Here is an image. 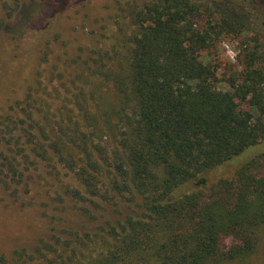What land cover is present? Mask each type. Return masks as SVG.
<instances>
[{"label":"trees","instance_id":"obj_1","mask_svg":"<svg viewBox=\"0 0 264 264\" xmlns=\"http://www.w3.org/2000/svg\"><path fill=\"white\" fill-rule=\"evenodd\" d=\"M58 3L28 0L25 14ZM224 3L132 7L122 51H104L93 71L106 88L100 105L77 100L82 121H55L51 135L31 112L15 123L32 121L38 134L18 138L39 160L72 174L81 188L69 190L72 198L113 191L136 200L138 210L85 237L41 241L31 254L15 250L9 264H219L254 252L264 229V176L252 173L255 155L233 163L264 141V56L244 43L240 69L224 81L231 92L217 87V66L204 50L251 28L246 14ZM254 25L264 43V28ZM221 167L231 177L209 178ZM225 237L236 243L222 250ZM89 244L93 251L81 253Z\"/></svg>","mask_w":264,"mask_h":264},{"label":"rangeland","instance_id":"obj_2","mask_svg":"<svg viewBox=\"0 0 264 264\" xmlns=\"http://www.w3.org/2000/svg\"><path fill=\"white\" fill-rule=\"evenodd\" d=\"M147 1L61 0L52 10L25 14L28 0H0L1 264L12 262L15 250L23 249L31 254L41 241L52 243L58 237L61 241L74 239L76 235L85 237L87 233L99 232L105 223L123 220L138 210L136 200L130 201L113 191L107 198L93 197L86 201L72 198L69 190L81 189L72 174L58 164L39 160L18 138L26 130L38 134L31 127L32 121L26 118L17 127L15 123L31 112L51 135L55 121L77 118V100L89 107L100 105L106 88L102 76L93 71L104 63L101 61L104 51H122L123 34L130 30L127 13ZM192 1L224 5L228 2L237 8L234 13L247 15L244 19L251 28L245 36L220 37L203 52L217 66V87L231 92L224 81L240 69L244 43L257 50L255 56H264L263 37L255 40L258 35L254 25L255 21L264 28V0ZM20 102L22 117L15 115ZM79 118L78 115L77 119L82 121ZM253 155L258 157V163L252 173L264 176V141L233 165ZM224 169L212 172L209 178L231 177ZM208 192L209 189L204 194ZM235 243V239L225 237L220 246L227 250ZM92 249V245L82 248L81 253L88 255ZM219 264H264V229L250 256Z\"/></svg>","mask_w":264,"mask_h":264}]
</instances>
